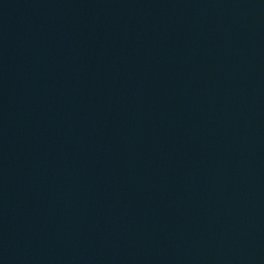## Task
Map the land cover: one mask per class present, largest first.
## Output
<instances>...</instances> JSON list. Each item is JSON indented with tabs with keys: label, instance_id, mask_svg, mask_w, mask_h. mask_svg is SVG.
<instances>
[{
	"label": "water",
	"instance_id": "95a60500",
	"mask_svg": "<svg viewBox=\"0 0 264 264\" xmlns=\"http://www.w3.org/2000/svg\"><path fill=\"white\" fill-rule=\"evenodd\" d=\"M0 264H264V0H0Z\"/></svg>",
	"mask_w": 264,
	"mask_h": 264
}]
</instances>
